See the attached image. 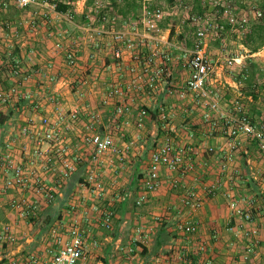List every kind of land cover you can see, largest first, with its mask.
I'll return each instance as SVG.
<instances>
[{
	"label": "crops",
	"instance_id": "obj_1",
	"mask_svg": "<svg viewBox=\"0 0 264 264\" xmlns=\"http://www.w3.org/2000/svg\"><path fill=\"white\" fill-rule=\"evenodd\" d=\"M83 6L84 2L74 7L75 19L55 12L50 25L38 20L37 29L25 36L13 32L19 38L17 48L25 74L18 82L21 94L40 101L43 108L36 113L31 101L21 97L12 107L2 109L0 138L4 141L19 126L37 122L48 112L54 118L59 111L76 110L79 122L65 139L80 160L76 172L60 186L49 205L29 190L0 193V231L9 225L13 234L12 241L0 240V262L8 258L22 261L29 254L47 260L58 249L55 237L66 240L68 229L77 225L87 246L78 264H264V154L241 136L232 160L227 162L230 139L221 114L231 112L237 102L252 123L264 124V82L258 73L264 51L250 54L240 46L227 52L205 43L204 53L207 48V53L218 54L216 58L207 54L215 61L214 74L206 84L209 98H194L186 90L181 98L188 72L181 52L171 48L170 28L160 22L153 41L130 33L135 49L123 47L121 60H115L113 51L118 44L111 33L124 30L123 23L128 21L121 17L82 19ZM56 43L61 45L58 52L54 50ZM68 50L76 54L75 67L65 63ZM149 56L152 61L147 65ZM234 59L236 62L228 66L227 61ZM134 68L139 78L130 84L135 77L130 69ZM138 68L146 72L140 73ZM158 69L163 70L159 89L136 92L133 86L143 85ZM48 74L55 79L51 81V102L45 98L50 91ZM112 87L128 92L127 113L116 112L118 100L108 95ZM211 101L221 112L210 108ZM161 110L169 113L166 122L158 119ZM93 114L99 118L98 133L109 134L118 149L128 148L122 162L112 153L100 159L99 192L82 186L91 152L83 146L81 135ZM168 137L176 147L192 152L195 169L183 181L201 201L198 210L181 205V191L170 188L174 175L164 169L159 186L143 204H135L150 155ZM12 197L36 201V214L21 217L9 206ZM230 202L236 203L241 217L229 208ZM106 212L112 213L110 230L100 225ZM187 224H195L196 233H184L181 227ZM247 248L252 251L247 252Z\"/></svg>",
	"mask_w": 264,
	"mask_h": 264
},
{
	"label": "built area",
	"instance_id": "obj_2",
	"mask_svg": "<svg viewBox=\"0 0 264 264\" xmlns=\"http://www.w3.org/2000/svg\"><path fill=\"white\" fill-rule=\"evenodd\" d=\"M11 1L19 10L48 6L40 3L39 0ZM185 1L177 0L176 3L179 5ZM177 5L175 4V6ZM229 8V6L223 8L221 15L227 20L230 27H234L238 22H236ZM56 14L62 16L59 13ZM260 15L257 12V16L259 17ZM164 17L165 13L161 8H150L143 4L135 19L123 23L124 30L111 33L112 40L118 44V48L113 51V58L121 60V50L123 47L135 49L134 42L128 38L130 33H133V35L138 34L137 37L142 39L153 41V34L159 32L158 24L164 20ZM188 19L193 28V47L186 49L178 45V43L171 45L172 49L181 52L180 58L183 61L184 68L188 72L184 91H181L179 95L181 98L184 97L186 90L194 98L208 99L209 93L206 90V84L214 74L215 61L205 55L203 47L211 23L205 22V20L197 16H191ZM245 22V19H242L238 25L242 28ZM33 23L31 22L32 25ZM218 28L222 29V27ZM97 34H102V32H98ZM54 50L56 52L61 50L60 43L55 44ZM64 59L68 67L76 66V54L73 50H68ZM151 61V57L149 56L145 63L150 65ZM235 62V59L228 60L227 64L230 66ZM13 68L15 74L20 73L17 61H15ZM139 71L140 73H145L146 69L140 68ZM130 72L135 76L130 83L132 84L139 78V73L137 74L136 68L130 69ZM162 76L163 70L158 69L148 75L143 85L136 84L137 86H133V88H135L136 92L156 91L159 89ZM45 77L46 83L50 86V91L46 94L45 98L47 97L49 102H51V81L54 82L55 79L51 78L50 74ZM20 87L18 84L7 91H0V111L12 107L22 97L25 101H31L32 110L38 113L43 108V105L40 101L32 99L28 94H21ZM168 93L172 94L173 92L169 90ZM127 94L128 92L123 93L118 87H112L109 90V97H116L118 100L116 108L118 114L127 113L129 110V106L126 104ZM56 97L57 95L53 94V99L56 100ZM210 108L221 112L218 104L214 101L210 102ZM141 114L144 115L145 112L142 111ZM221 114L222 118H225L226 134L230 139L226 155L227 162L232 160L237 150L238 139L241 136L249 142L254 143L258 151L264 154V124L252 123L237 102H235L231 112H221ZM207 117L206 114L205 118L207 119ZM158 119L161 122H166L169 119V113L161 110ZM78 122L79 118L76 110L59 111L54 118H51V112H48L44 116H41L37 122L31 120L8 134L0 150V193L8 194L9 192L29 190L44 205L51 204L60 186L77 170L80 159L73 155L71 148L66 143L65 136L69 131H73L76 128ZM98 124V116L95 114L90 115L88 123L85 125V132L81 135L83 146L91 152V158L85 170V181L82 186L95 192L101 190L97 173L100 159L107 153H112L117 155L119 162H122L124 154L128 150V148H124L123 150L118 149L109 134L98 133L96 130ZM209 151L212 150L209 149ZM224 168L225 164L222 166V169ZM161 169L174 175L170 181V188L181 191V205L190 211L198 210L201 207V201L193 189H188L183 181L195 169L192 152L189 148L176 147L173 140L169 137L164 139L151 153L148 170L142 181V190L135 200V204H143L147 196L159 186ZM9 206L11 209L16 210L23 218L33 217L38 210L36 201L33 202L26 199L16 200L13 197L9 200ZM229 208L240 217L242 216L235 202H230ZM111 218V212L103 214L100 225L105 230H110ZM245 219H248V216ZM181 229L186 234H194L197 230L195 224L184 225ZM51 233L54 234L55 230L53 229ZM66 234L67 238L64 241L60 237H55L54 240L58 249L47 260H43L37 254H29L22 261L8 258L1 262V264H78L83 258L87 247L82 231L77 225H74L68 229ZM0 240H13V234L9 225L2 227ZM92 246H97L96 242H92ZM200 251L204 252L205 248L201 247ZM251 251V248H247V252Z\"/></svg>",
	"mask_w": 264,
	"mask_h": 264
},
{
	"label": "rangeland",
	"instance_id": "obj_3",
	"mask_svg": "<svg viewBox=\"0 0 264 264\" xmlns=\"http://www.w3.org/2000/svg\"><path fill=\"white\" fill-rule=\"evenodd\" d=\"M39 1L48 6L19 10L14 6L11 0H0V91H7L18 85V82H20L23 75H25L21 72L23 61H21L19 55L16 61L20 68V73H14V65L11 58L14 50H18L19 38H16L13 32L16 31L18 35L22 37L25 36L27 32L37 29L38 20L41 22L45 21V25H50L51 20H55L51 17L52 14L55 13L52 9L53 6L48 4L47 0ZM176 1L177 0H174L173 3H169L167 0H143L142 5L145 4L150 8H161L164 11L165 17L162 22L166 27L172 30L170 41L173 44L178 43V45L186 49L193 47V28L188 18L197 16L201 17L205 22L211 23L205 43H209V46L218 50H228L227 52L235 50V48L237 49L240 46L244 47L242 43L245 40V35L250 25L258 18L257 12L260 13V7L262 6V0H199L198 4H196L194 0H186L183 4L179 5H177ZM82 2H85V0H77L73 3V6H81ZM110 2L111 0H97L95 3L97 8L104 12L103 15L105 17H109L111 14V9L109 8ZM175 4L177 6H175ZM227 6L230 7L229 9L238 24L242 19H245L246 22L242 28L238 24H235L234 27H230L227 20L222 17L221 12L223 8H227ZM88 14L89 17H92L89 12ZM62 16L69 18V20L71 19L67 15ZM93 17L98 18L95 15ZM99 18L101 19V17ZM78 19L80 18L78 17ZM61 20L63 19H60V21ZM32 21H34L33 25L31 24ZM62 22H60L61 26H65ZM218 27H222V29ZM218 38H220V40ZM244 48L247 49V47ZM262 51H264V48L260 50V52ZM205 53L206 56L208 54L213 58L218 56V54L207 53V48ZM229 55L230 54L226 56ZM259 63L260 69L262 70L258 71L260 74L259 80L264 82V57ZM261 90L264 91V87H261Z\"/></svg>",
	"mask_w": 264,
	"mask_h": 264
},
{
	"label": "trees",
	"instance_id": "obj_4",
	"mask_svg": "<svg viewBox=\"0 0 264 264\" xmlns=\"http://www.w3.org/2000/svg\"><path fill=\"white\" fill-rule=\"evenodd\" d=\"M77 0H47V3L53 6V9L56 13L67 15L71 19L77 17L73 3ZM97 0H85L83 6V13L79 16L82 19L89 16L88 12L93 17L94 15L97 16L99 21H102L105 16L103 15V11L99 10L96 6ZM169 3H173L174 0H167ZM196 4L199 3V0H194ZM143 0H111L110 2V9L111 14L109 18L114 17H121L123 21L133 20L139 14L142 8ZM260 16L253 22L247 34L245 35V40L242 43L244 47H247L249 53H256L262 48H264V0H262V6L260 7ZM101 17V19L99 18ZM107 17V16H106ZM172 31V30H171ZM172 33V32H171ZM19 52L17 49L14 50L12 54L11 61L14 65V62L17 60ZM0 123L2 120L0 119ZM1 125V124H0ZM3 139L0 138V147L2 148ZM1 264V262H0Z\"/></svg>",
	"mask_w": 264,
	"mask_h": 264
}]
</instances>
